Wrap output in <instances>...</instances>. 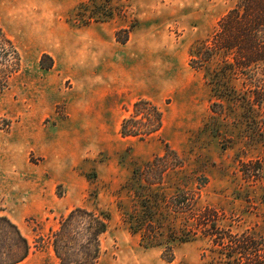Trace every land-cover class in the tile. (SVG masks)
I'll return each instance as SVG.
<instances>
[{
    "label": "rangeland",
    "instance_id": "1",
    "mask_svg": "<svg viewBox=\"0 0 264 264\" xmlns=\"http://www.w3.org/2000/svg\"><path fill=\"white\" fill-rule=\"evenodd\" d=\"M237 2L0 0L20 56L0 91V216L29 243L17 264H58L51 233L75 207L109 215L96 264H227L202 236L170 240L188 224L169 203L180 191L221 227L264 239V141L253 133L264 104L244 101L239 80L217 85L215 59L190 65ZM139 98L160 107L162 127L122 136Z\"/></svg>",
    "mask_w": 264,
    "mask_h": 264
},
{
    "label": "trees",
    "instance_id": "2",
    "mask_svg": "<svg viewBox=\"0 0 264 264\" xmlns=\"http://www.w3.org/2000/svg\"><path fill=\"white\" fill-rule=\"evenodd\" d=\"M216 60L214 80L226 87L224 79L239 80L244 90L240 97L252 107L264 104V0H238L217 22L205 41H199L190 53V65L202 68ZM20 56L12 40L0 25V91L7 87L19 69ZM48 67V66H47ZM163 112L146 98L134 101L128 116L122 118V136L148 138L162 127ZM253 133L264 141V110L254 120ZM169 203L176 212H187L182 234H170V240L188 241L202 236L227 264H264V239L248 232H233L221 227L214 208H197V200L184 192L173 195ZM109 215L103 209L75 207L61 215L58 228L51 233V244L58 264H96L100 254V236L106 231ZM159 230L148 224L145 237L154 238ZM151 233V234H150ZM29 252V243L18 226L0 216V264H17ZM170 259V257H166Z\"/></svg>",
    "mask_w": 264,
    "mask_h": 264
}]
</instances>
